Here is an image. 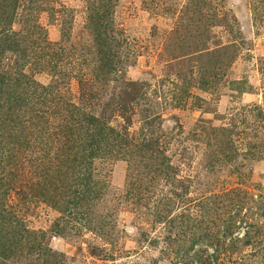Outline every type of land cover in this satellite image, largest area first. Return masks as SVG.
I'll return each mask as SVG.
<instances>
[{
    "label": "rangeland",
    "instance_id": "obj_1",
    "mask_svg": "<svg viewBox=\"0 0 264 264\" xmlns=\"http://www.w3.org/2000/svg\"><path fill=\"white\" fill-rule=\"evenodd\" d=\"M0 264H264V0H0Z\"/></svg>",
    "mask_w": 264,
    "mask_h": 264
},
{
    "label": "trees",
    "instance_id": "obj_2",
    "mask_svg": "<svg viewBox=\"0 0 264 264\" xmlns=\"http://www.w3.org/2000/svg\"><path fill=\"white\" fill-rule=\"evenodd\" d=\"M106 68H107V65L105 64H103L102 66H101V70L103 71V70H106ZM94 122V118H92V120L90 121V125H91V127H94L95 126V124L93 123ZM93 123V124H92Z\"/></svg>",
    "mask_w": 264,
    "mask_h": 264
}]
</instances>
